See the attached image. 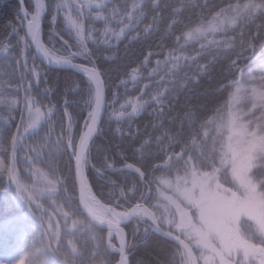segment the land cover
Wrapping results in <instances>:
<instances>
[{
	"label": "clouds",
	"instance_id": "1",
	"mask_svg": "<svg viewBox=\"0 0 264 264\" xmlns=\"http://www.w3.org/2000/svg\"><path fill=\"white\" fill-rule=\"evenodd\" d=\"M186 3L191 10H198L200 19L183 40L185 47L179 63L185 55L191 59L195 53L200 58L198 62L207 65L209 71L223 61L229 71L240 74L234 79L227 99L215 109L213 146L204 153L198 148L194 166L185 163L173 169L166 186L158 185L150 198L135 206L137 193L130 185L99 177L101 189L99 192L91 189L83 199L78 198L80 211L68 217L64 234L66 239L93 243L101 240L106 231L123 236L128 228L133 248L148 232L163 237L174 233L179 243H170L161 255L146 253L155 264H250L244 259L236 260V246L264 245V0H231L228 7L219 11L211 10V0H186ZM45 4L63 13L66 21L70 15L75 17L72 22L63 23L61 31L66 37H59L67 46L58 44L57 33L61 32L54 26L47 39H43L39 20L34 19L30 27L32 39L24 40L26 53L22 50L21 54L33 60L41 73L52 67L64 69L69 74L70 88L72 82H77V87L69 91L85 113L83 120L87 118L91 124L84 129L88 133V151L81 163L86 164L93 139L103 135L102 124L110 122L123 127L134 119L121 103L122 94L117 95V90L128 84L107 79L108 68L101 65V61L116 63L122 58L116 47L118 26L104 31L95 29L91 23L85 25V18L91 22L98 19V0H48ZM81 8L86 10L84 16L77 15ZM101 47L106 49L103 55L94 53L93 49ZM9 55V49L0 48V60ZM83 65L90 67L81 70ZM177 69L178 63L173 62L168 71L176 75ZM3 83L0 80V120L13 107ZM192 84L188 80L182 88L178 82L176 94H187ZM116 113H121V119H116ZM31 117L29 111L28 119ZM75 125L73 115L72 128L64 136L71 139L72 149L54 150L49 161L53 168L59 165L63 171L62 165L79 154L76 140L82 128L79 125L76 131ZM5 147L0 137V153ZM66 176L69 192L74 194L71 174L68 172ZM36 182L37 195L47 194L51 200L45 178L37 176ZM53 206L63 210L59 201ZM261 252L264 254V249ZM68 253L77 256L79 249L75 252L69 249ZM134 264L146 261L138 258Z\"/></svg>",
	"mask_w": 264,
	"mask_h": 264
},
{
	"label": "snow or ice",
	"instance_id": "2",
	"mask_svg": "<svg viewBox=\"0 0 264 264\" xmlns=\"http://www.w3.org/2000/svg\"><path fill=\"white\" fill-rule=\"evenodd\" d=\"M231 0L224 4L216 3L211 0L210 8L219 11L230 5ZM43 8V10H42ZM86 10L81 8L77 15L84 16ZM189 13V15H185ZM47 14L50 17V24L54 26L58 17L62 23L72 22L75 17L69 16L67 21L63 13H57L52 10L51 6L44 3V0H34L31 7L25 5L24 0H17L15 17L8 21L10 26V35L15 34L16 51L12 52V44L5 38L0 44V48H7L11 55L0 60V80L12 102V109L3 117L0 122L7 126V134L3 137L6 145L3 153H0V177L13 184L19 199L28 206L31 214L37 219L40 226V233L35 238L36 253L43 251L55 252L60 260V264H109L115 261V264H130V249L132 240L118 235L113 231H106L103 238L97 242L77 239H66L64 234V224L68 222V217L72 213H79L81 205L77 203V197L69 192L68 177L60 169L59 165L55 168L50 164V157L58 147L62 151L72 149L70 138H64L65 133L69 132L73 125V114L68 108L67 92L77 87V82H72L71 88L68 81L65 85V95L61 97L63 110L56 111V105L52 102L45 103L39 99L33 92V84L40 87L42 94L51 95L52 87L47 81L44 86H40L41 69L26 54H21L23 42L25 39L31 41L30 34L31 23L34 19L39 20V34L42 37V18ZM98 19L94 22L84 19L85 25L92 24L95 29L109 31L113 25L118 26L116 31L119 35L117 43L121 40L132 42L135 40L143 41L149 36L159 32L161 44L165 38L175 37L172 47L163 50V59H157L155 66L150 68L147 77L144 76V69L151 63L150 57L159 56L161 52L148 51L143 61L138 62L135 67H126L120 74L118 81H125L128 86L123 88V93L117 90V95L123 96L121 103L127 107L128 113L136 117L142 111L151 108L149 115L153 117L151 121L152 131H147L148 125L144 126L145 130L141 131L139 125L135 124L132 119L123 127L117 125L113 130L118 134L119 141L128 137L136 140L139 136L145 137L132 150V157L126 156L119 146H116L115 156L109 157L105 154L101 161L93 163L91 155L87 157V163H81L82 158L88 151V133L85 126L91 127L87 118L81 124L82 131L77 137L76 144L78 155L73 156L68 161V172L71 174L73 161L75 167V177L73 180L76 191L78 190L79 199L88 195L93 187L89 184L86 176V169L91 167L97 176L105 177L107 181L128 184L132 190L137 193L135 204L141 203L151 197L153 185L166 186L168 184V174L172 170L187 163L194 166V158L197 149L204 153L213 146V115L207 119H200L193 108H188L182 116H169L165 111V106L175 101L178 95L175 92V86L179 82L181 87H186V81L198 83V76L209 72L207 65H202L200 58L193 53L192 58L188 59L185 55L183 62L179 63L183 40L190 28L197 27L198 23L193 21L191 8L187 5L186 0H98L96 9ZM197 20L200 19L196 13ZM19 21V24L16 21ZM147 20V23L145 21ZM102 24L97 28L96 24ZM53 27H50L48 34H51ZM179 32V34H177ZM58 35V44L67 46L64 39ZM127 47V45H126ZM26 53V50H23ZM173 62L178 63L176 75L168 71ZM239 63V61H237ZM90 67V65H83ZM240 75L229 71L224 66L220 72L218 86L209 91L213 94L229 91L233 87L234 79ZM158 77V79H153ZM147 80V83L144 81ZM131 84V88L129 85ZM138 90V94H135ZM191 91V90H189ZM171 93V96H170ZM170 96V98H169ZM33 101H36L35 105ZM19 110V120L15 123V130H12V121L15 118V112ZM31 111L32 117L28 119V113ZM168 119L166 126L164 121ZM179 118V126L176 127V121ZM56 119L60 121V132L57 134L55 124ZM116 119H121V113H116ZM45 127L41 128V125ZM203 129V137H200L196 126ZM185 126L191 129L192 139L189 141L185 138ZM43 131V135L41 132ZM179 146L180 151L176 152L175 148ZM187 156V158H185ZM167 157V159H163ZM118 158V159H117ZM133 160L134 163H123L122 167L117 168L121 161ZM163 159L162 165H154L153 161ZM116 170L121 173L119 181L107 175L109 170ZM159 173V175H157ZM37 176H43L45 183L49 186L48 193L51 194V200L47 194L37 195L39 184L36 182ZM155 181V183H154ZM59 201L62 211L53 206ZM122 211V209H118ZM147 226H145L146 230ZM165 238L171 242L179 243L175 234H165ZM115 239L117 243H113ZM66 242V243H65ZM238 254L236 260L244 259L250 264H264V254L261 250L264 245H237ZM75 252L79 249V255H69L68 250ZM118 254V259L115 257ZM15 264H26L25 256H21ZM33 264H43V261L37 257Z\"/></svg>",
	"mask_w": 264,
	"mask_h": 264
},
{
	"label": "trees",
	"instance_id": "3",
	"mask_svg": "<svg viewBox=\"0 0 264 264\" xmlns=\"http://www.w3.org/2000/svg\"><path fill=\"white\" fill-rule=\"evenodd\" d=\"M46 3L48 0H45ZM25 3L27 6H30V3L28 0H25ZM216 3H221V0H216ZM223 3L226 4L227 0H223ZM16 5L17 0H0V40H3L8 37H15V34H9L10 33V26L8 21L15 17V11H16ZM196 11L198 10H191V16L193 21L198 22L196 17ZM185 15H189V13H185ZM17 24H19V21H16ZM147 23V20L145 21ZM50 27H53V25L50 24V17L45 14L43 25H42V38L47 39L48 30ZM54 27L57 28L58 31L61 32L62 35L66 34L63 33L61 30L63 29V23L58 18L56 24ZM97 28H101L102 24L97 22L96 24ZM179 34V32H177ZM160 33L157 32L153 34L152 36H149L143 41L136 40L132 42H128L127 40H121L117 43L116 47L121 52L122 58L119 60V62L116 63H110L106 61H101V65L103 67L108 68V71L106 73V78L109 80L115 81L119 78L121 72L126 67H135L138 62L143 61V58L145 55L148 54V51L153 50L154 52H161V55L156 56L153 55L150 57L151 63L148 65L147 68L144 69V76L147 77L148 71L150 68L155 66V61L157 59H163V50H166L167 48H170L174 44L175 37H168L165 38L161 44L160 41ZM127 45V47H126ZM198 48V45L196 46ZM94 53L98 55H103L106 52V49L103 47L93 49ZM29 63L31 64V60H29ZM225 66V62L220 61L217 62L209 71L208 73L198 76V83H194L191 85V91L187 92L185 94L184 92H181L178 94V97L175 101H173L170 105L165 106V111L168 113L169 116H182L183 113L186 111V105L188 108H193L194 111H196L197 115L200 117V119L204 120L207 119L209 116L213 115L215 112V109L222 104L228 97V92L223 91L222 93L213 94L209 90L214 89L218 86V81L220 78V72L222 68ZM68 73L62 69V68H49L46 72L40 74V86H44V82L47 81L48 85L52 87L51 95L48 94H42L40 92V87L33 84V92L34 94L39 98L47 102H52L56 105V111L62 112L63 105L61 101V97L65 95V85L68 78ZM158 79V77L153 78ZM144 83H147V80L144 81ZM131 88V84L129 85ZM120 93H123V88L119 89ZM135 94H138V90ZM67 98L70 101V103L67 105L72 114L76 117V125L74 127V130H79V125L83 123V117L85 113L80 110L79 102L76 98V96L71 93L70 91L67 92ZM151 111V108H149L147 111H142L139 115H137L134 120L135 124L139 125L141 131H144V126L147 124L148 128L147 131L151 132V121L153 119L152 116L149 115V112ZM16 118L19 120V110L16 112ZM165 125H168V119L165 118L164 121ZM179 126V118L176 121V127ZM45 127V125H41V128ZM103 127V135L96 136L92 141L91 146V158L93 160V163H99L101 161V158L107 154L109 157L115 156L116 146H119V148L125 152L126 156L129 158L132 157V150L135 146H139V143L142 139L145 137L139 136L136 140H132L128 137H125L123 140L119 141L118 134H114L115 125L112 123L102 124ZM56 132L59 134L60 132V121L59 119H56L55 124ZM196 130L199 131L200 137H203V129H199V124L196 126ZM185 138L189 141L192 139L191 136V129H188L187 126H185ZM41 135H43V131L41 132ZM176 152L180 151V147L177 146L175 148ZM187 158V156L185 157ZM118 159V158H117ZM163 159H167V157H163ZM163 159L155 160L153 161L154 165H162ZM134 163L133 160L129 159L127 161H121L117 164V168L122 167L123 163ZM64 174H68V166L67 163H64L62 165ZM86 176L89 179V184L93 187L94 192H99L101 189V183L97 179L95 171L89 167L86 169ZM107 175L111 176L113 179L119 181L121 179V173L116 170H109L107 172ZM159 175V173H157ZM72 180H74L73 170L71 172ZM2 184V183H0ZM68 186V185H67ZM155 190V185H153V191ZM13 193L15 192V188H12ZM11 191V192H12ZM17 195V193H16ZM74 195L77 197V193L75 191ZM78 203V200L76 201ZM22 205L26 210H29L28 206L25 205L22 202ZM14 205L10 198L9 191L7 193L0 192V218L10 213L13 209ZM69 223H71L69 221ZM37 225L39 226V222L37 221ZM127 233V238H130V231L128 228H125ZM106 236V232H105ZM114 240V239H113ZM35 243L31 242L28 245H26L23 250L20 253L21 256H25L26 258V264H33V262L39 257L44 262H47L48 264H60V260L58 255L55 252L50 251H43L41 253H36L35 250ZM66 243V242H65ZM116 243V242H113ZM172 243L171 241L161 237L156 232H148L145 234V236L133 247L130 249V260L135 262L136 259L140 258L144 261H146V264H155L154 260L148 255H146L147 252H152L157 255L163 254L164 251L167 250L168 245ZM117 257V256H116ZM115 257V258H116Z\"/></svg>",
	"mask_w": 264,
	"mask_h": 264
},
{
	"label": "rangeland",
	"instance_id": "4",
	"mask_svg": "<svg viewBox=\"0 0 264 264\" xmlns=\"http://www.w3.org/2000/svg\"><path fill=\"white\" fill-rule=\"evenodd\" d=\"M31 7L32 0H28ZM16 36L14 38L8 37V41L12 44L10 51L15 52ZM5 39L0 40L2 44ZM16 118V113L14 114ZM17 118L12 121V130H15V123ZM8 128L3 122H0V137L7 134ZM0 192L7 193L9 191L10 198L13 202V209L10 213L0 218V264H15L20 258V253L23 248L31 242L40 233V227L37 225V219L31 214L29 210L23 207L22 201L16 195V189L13 193L12 188L15 186L8 182L3 177H0ZM12 191V192H11ZM113 242L117 241L114 239ZM43 264H48L44 262Z\"/></svg>",
	"mask_w": 264,
	"mask_h": 264
},
{
	"label": "water",
	"instance_id": "5",
	"mask_svg": "<svg viewBox=\"0 0 264 264\" xmlns=\"http://www.w3.org/2000/svg\"><path fill=\"white\" fill-rule=\"evenodd\" d=\"M32 2L34 3V0H32ZM25 3V2H24ZM45 3H46V1H45ZM44 17H45V15H44ZM44 17L42 18V25H43V20H44ZM42 25H41V27H42ZM53 68H57V67H53ZM73 163V167H72V170H73V175H74V177H75V167H74V161L72 162ZM77 192V200H78V196H79V193H78V190L76 191ZM158 235H160L159 233H157ZM125 235H126V238H127V233H126V230H125ZM161 236V235H160ZM161 237H163V236H161ZM163 238H165V237H163ZM166 239V238H165ZM117 259H118V254H117Z\"/></svg>",
	"mask_w": 264,
	"mask_h": 264
}]
</instances>
